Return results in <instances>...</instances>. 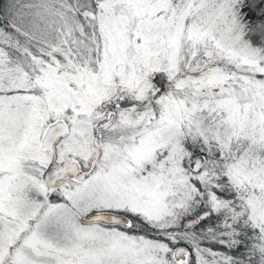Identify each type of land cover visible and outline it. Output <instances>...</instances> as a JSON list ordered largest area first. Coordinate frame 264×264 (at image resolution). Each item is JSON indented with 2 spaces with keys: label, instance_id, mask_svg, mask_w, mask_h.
<instances>
[{
  "label": "snow or ice",
  "instance_id": "obj_1",
  "mask_svg": "<svg viewBox=\"0 0 264 264\" xmlns=\"http://www.w3.org/2000/svg\"><path fill=\"white\" fill-rule=\"evenodd\" d=\"M0 264H264V0H0Z\"/></svg>",
  "mask_w": 264,
  "mask_h": 264
}]
</instances>
